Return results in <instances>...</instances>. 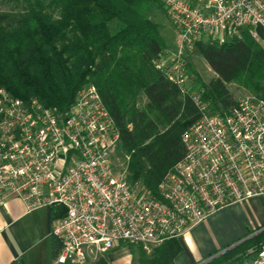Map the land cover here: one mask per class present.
Returning a JSON list of instances; mask_svg holds the SVG:
<instances>
[{
  "label": "built area",
  "instance_id": "2783aa9c",
  "mask_svg": "<svg viewBox=\"0 0 264 264\" xmlns=\"http://www.w3.org/2000/svg\"><path fill=\"white\" fill-rule=\"evenodd\" d=\"M161 3L175 44L154 64L182 95L190 93L200 116L181 135L184 158L155 192L128 178L129 156L93 85L80 87L65 112L0 89V203L18 199L26 213L61 209L52 264H87L130 245L149 253L219 210L264 199V97L241 99L224 114L211 111L196 90L188 92L185 59L208 37H239L247 29L255 39L264 0ZM252 264H264V247Z\"/></svg>",
  "mask_w": 264,
  "mask_h": 264
},
{
  "label": "trees",
  "instance_id": "16d2710c",
  "mask_svg": "<svg viewBox=\"0 0 264 264\" xmlns=\"http://www.w3.org/2000/svg\"><path fill=\"white\" fill-rule=\"evenodd\" d=\"M8 1L23 6L0 12V89L65 112L80 87L93 85L129 156L128 178L155 192L184 158L181 135L200 116L190 93L182 95L154 64L169 49L152 20L161 0ZM196 50L215 77L204 83L187 64L198 86L188 92L196 90L211 111L224 114L235 104L229 85L264 97V49L247 29L222 41L208 37ZM250 235L201 264H252L264 247V226ZM129 247L136 264H174L181 250L177 239L149 253ZM92 264L108 262L103 255Z\"/></svg>",
  "mask_w": 264,
  "mask_h": 264
},
{
  "label": "crops",
  "instance_id": "0c3cea01",
  "mask_svg": "<svg viewBox=\"0 0 264 264\" xmlns=\"http://www.w3.org/2000/svg\"><path fill=\"white\" fill-rule=\"evenodd\" d=\"M255 41L264 49V25L255 27ZM42 207L26 213L18 199L0 203V264H52L58 241L52 236L54 214ZM264 226V199L256 197L219 210L194 224L177 238L180 252L174 264H201ZM103 256V255H102ZM108 264H133L129 246L104 255ZM210 257V258H209Z\"/></svg>",
  "mask_w": 264,
  "mask_h": 264
},
{
  "label": "rangeland",
  "instance_id": "374dc122",
  "mask_svg": "<svg viewBox=\"0 0 264 264\" xmlns=\"http://www.w3.org/2000/svg\"><path fill=\"white\" fill-rule=\"evenodd\" d=\"M22 6L23 5H15L9 2L8 0H0V12H17L22 9ZM152 20L159 25L160 33H161V36L164 42L168 46H174L176 31L173 28V26L170 24L167 17L165 16L163 8L162 10L157 9V8L154 9V12L152 14ZM224 38L225 37L221 36L220 41L224 40ZM185 57H186L185 59L187 60V63L190 64L191 69L196 73V75L199 77V79L202 82L208 83L213 77H215V74L209 69V67L207 66V64L205 63V61L203 60V58L197 52L196 49L189 52ZM189 77H190V80H192L191 84H193V87L197 89L198 86L194 82L196 79L195 76L189 75ZM228 90H229V93L232 95V98L235 102L241 99L253 96L251 93H249L245 89L238 87L236 85H229ZM143 103H144V99L140 98L139 104L142 105ZM115 163H117L118 166L119 164H122V158L119 156L118 160H116ZM97 258L98 256L90 259L87 264H92L93 262L96 261ZM133 264H136V260L133 261Z\"/></svg>",
  "mask_w": 264,
  "mask_h": 264
}]
</instances>
